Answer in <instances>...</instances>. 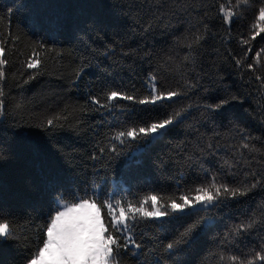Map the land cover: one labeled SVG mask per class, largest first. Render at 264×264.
I'll return each instance as SVG.
<instances>
[{
    "label": "trees",
    "instance_id": "trees-1",
    "mask_svg": "<svg viewBox=\"0 0 264 264\" xmlns=\"http://www.w3.org/2000/svg\"><path fill=\"white\" fill-rule=\"evenodd\" d=\"M221 4L227 0H0V215L16 226L15 238H0V264H28L57 198L74 202L73 194L105 189L135 202L210 176L230 185L264 183V33L251 39L264 0L241 5L231 23ZM194 34L204 38L189 48ZM32 60L38 64L30 69ZM151 76L161 91L187 84L186 95L156 105L118 99L112 113L91 103L110 91L144 98ZM225 99L217 111L208 107ZM188 106L182 121L138 156L129 158L131 149L112 139L115 125L146 124ZM58 117L64 119L55 127L47 124ZM261 209L258 184L206 213L211 222L176 253L165 246L184 223L137 221L132 235L141 248L122 253L119 264H229L219 253L233 249L253 259L264 249V228L229 234Z\"/></svg>",
    "mask_w": 264,
    "mask_h": 264
},
{
    "label": "snow or ice",
    "instance_id": "snow-or-ice-1",
    "mask_svg": "<svg viewBox=\"0 0 264 264\" xmlns=\"http://www.w3.org/2000/svg\"><path fill=\"white\" fill-rule=\"evenodd\" d=\"M248 3L249 0H236L233 5L232 0H227V5L221 4L220 12L223 14V20L231 23L232 17L236 15L240 6ZM251 27L254 30L251 39L264 33V7L258 10L255 23ZM205 31H207L206 27ZM203 38L202 35L194 34L192 43L187 46L189 48L193 44L200 46V41ZM242 43L247 44L248 41L245 40ZM4 51L3 46H0V54ZM256 60L259 62L260 53H256ZM236 63L242 65L243 61L237 59ZM5 64L6 60L0 57V109L4 107L2 82L5 78L3 67ZM37 64L38 61L32 60L27 63V67L35 68ZM248 67L252 68L253 66L248 64ZM77 75L79 76L80 73L78 72ZM155 80V76L149 78L151 90L149 95L144 98L138 99L121 91H110L105 95L103 101L93 96L91 103L98 106L97 111L104 109L112 113L117 107L112 102L118 99L135 101L140 105H156L158 102L172 101L175 97L186 95L189 87L185 84V91L176 89L161 91L156 87ZM227 103L228 100L225 99L215 107L211 105L208 107L217 111ZM189 108L190 106L180 108L163 118L142 125L130 127L115 125L119 130L114 133L112 139L131 149L128 154L129 158L138 156L142 148H146L154 140L165 136L170 130V126L180 123ZM58 119H64V117L49 119L47 124L55 127ZM242 148L249 151L255 150L248 143H244ZM112 151L117 155L120 154L115 147L112 148ZM258 184L264 187V183L260 180L254 183L246 181L239 185H230L226 182H219L215 176H210L207 178V182L199 183L191 188L181 190L180 186H177V191L168 195L151 192L135 202L118 197L105 189H91V194L88 191H85L83 195L73 194L74 202H65L62 198H57L55 207L50 209L49 217L43 228V238L28 264H119L122 253L131 251V254L135 256L136 250L141 248V244L132 235V228L137 221L148 219L158 221L160 227H165L173 222L185 224L184 229L165 246L167 252L176 253L184 245L191 243L192 234L198 228L202 231L208 226L211 220L205 215L206 213L226 205L228 201L247 196ZM260 213L259 217L253 216L246 222L235 225L229 236L240 237L242 233H247L256 225L264 228V209H261ZM15 234V224L0 215V238L13 239ZM226 241L231 242L229 237H226ZM219 259L227 261L229 264H255L256 260L264 261V249L257 252L253 259L247 258L242 252L235 249L227 256L221 251Z\"/></svg>",
    "mask_w": 264,
    "mask_h": 264
}]
</instances>
